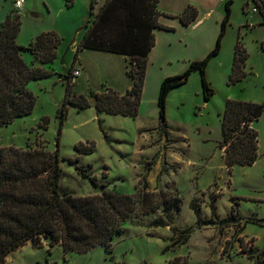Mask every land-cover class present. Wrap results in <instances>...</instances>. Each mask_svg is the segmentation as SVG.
I'll use <instances>...</instances> for the list:
<instances>
[{"label": "rangeland", "instance_id": "374dc122", "mask_svg": "<svg viewBox=\"0 0 264 264\" xmlns=\"http://www.w3.org/2000/svg\"><path fill=\"white\" fill-rule=\"evenodd\" d=\"M103 1L97 0L94 12ZM187 1H190L187 6L192 4L197 8L198 17L211 9L212 14L198 27L199 24L184 25L180 21L179 15L187 6L178 14L165 12L172 15H164L170 23H163L168 28L154 31L155 45L149 54L139 115L131 117L98 111L92 96L110 88L121 92L131 85L127 73L130 57L83 48L75 61L86 24L93 17L92 0H26L21 10L14 7V0H0V26L8 15L20 14L18 43L25 47L22 55L26 63L53 70L48 76L30 81L36 105L32 113L0 128V147L44 146L52 151L59 148L64 172L61 184L76 195L96 193L102 188L132 193L135 186L142 187L158 171L160 188L176 192L174 180L167 175V161H161L159 169L152 170L162 146L174 138L173 133L164 135L165 127L161 124L158 106L161 83L165 77L182 74L192 61L206 58L215 48L229 1L231 14L221 49L205 68L213 93L205 99L202 73L193 70L185 83L169 92L165 123L174 133L179 132L178 128L187 133L200 150H212L213 140L221 136V113L227 99L264 103V15L254 0H200L199 4L196 3L199 0ZM175 2L160 0L159 3L162 8L174 11L171 8ZM253 7L257 10L253 11ZM174 18L179 19L176 24ZM49 31L58 35L59 43L54 60L44 63L27 47L38 35ZM213 33L217 34L213 36ZM209 40H214L212 48H207ZM238 42L247 56L244 75L232 80ZM76 69L80 71L77 76ZM68 83L72 87L71 102L66 105L68 114L58 137L59 109L64 105ZM79 95L87 97L90 106L80 108L75 98ZM45 117L48 121H44ZM255 124L259 134L256 163L233 168L228 175L230 183L217 199L221 213L231 209L233 202L235 215L215 218L214 202L221 194L218 185L196 197L191 184L182 185L181 209L170 210V218L163 208L131 218L126 231L115 237L110 248L96 246L85 253L70 251L65 255L62 246L49 247L47 239H42L41 247L29 241L8 257V264H255L242 248L264 247V112ZM142 131L154 137L159 150L155 154L149 150V160L138 154L139 144L147 143L143 141ZM80 142L86 146L94 142L95 151L79 154L76 145ZM76 157L77 161L70 162ZM137 157L141 158V166L136 170ZM80 170H87L89 177ZM92 177L96 178L98 187L93 186ZM167 184L170 186L166 187ZM159 219L164 223L159 225ZM245 226L246 233L255 237L256 245L253 238L241 235Z\"/></svg>", "mask_w": 264, "mask_h": 264}, {"label": "trees", "instance_id": "16d2710c", "mask_svg": "<svg viewBox=\"0 0 264 264\" xmlns=\"http://www.w3.org/2000/svg\"><path fill=\"white\" fill-rule=\"evenodd\" d=\"M152 1V2H151ZM160 0H104L100 9L94 12L97 0H92L86 30L77 48L98 49L129 56L127 73L132 79L131 87L124 93L112 88L93 93L98 111L137 117L143 97L149 54L155 45V28H168L160 22L161 15H168L159 9ZM264 15V1L254 0ZM246 3L245 7H248ZM230 1L222 21V29L215 48L202 60H194L182 74L165 77L158 97L160 118L165 123L166 100L169 92L185 83L193 70L199 69L205 90V99L213 93L205 77L209 59L219 53L226 24L230 19ZM198 17L197 8L190 4L179 15L184 25L193 23ZM20 14H10L0 26V128L19 117L32 113L36 96L30 89L33 79L43 78L53 70L26 63L18 43ZM59 37L49 31L38 35L27 49L44 63L54 60ZM247 53L238 42L235 49L232 80L244 75ZM70 82V81H69ZM72 87L67 86L66 98L60 111L62 133L67 117V103L71 102ZM80 108L90 106L84 95L75 96ZM264 112V103L253 100L227 99L221 113V126L225 146L226 162L233 165H251L259 156L258 131L255 122ZM48 121V118H44ZM79 154L95 151V143L76 145ZM79 157V156H78ZM70 159L74 163L79 158ZM91 167L93 165L89 164ZM89 177L87 170H80ZM231 172V170H229ZM64 172L61 166L59 148L50 150L44 146L0 147V264H7V257L14 250L31 241L43 246L42 239L49 241V247L60 245L65 255L70 251L85 253L96 246L110 248L117 235L126 231L128 221L133 217L148 215L163 208L169 218V211L182 207L181 193L164 188L149 190L147 182L142 187L135 186L132 193H121L102 188L88 195H76L61 184ZM98 187L95 177L91 178ZM170 186L169 184L166 187ZM164 220L159 219L158 224ZM255 264H264V247L242 248Z\"/></svg>", "mask_w": 264, "mask_h": 264}, {"label": "crops", "instance_id": "0c3cea01", "mask_svg": "<svg viewBox=\"0 0 264 264\" xmlns=\"http://www.w3.org/2000/svg\"><path fill=\"white\" fill-rule=\"evenodd\" d=\"M160 2V1H159ZM190 1L187 0H176L175 6L172 7L174 11H169L164 8H162L161 3L160 4V9L163 12L167 13H173V14H178L184 10V8L187 6V3ZM200 0L197 1L196 3L199 4ZM103 3H101L102 5ZM249 4V3H248ZM101 7V6H100ZM100 9V8H99ZM210 14H212V9L210 11H207L204 14H200L199 17L191 23L192 25L200 27V25H203L208 17H210ZM174 23L175 21H179V19L174 18ZM160 22L162 23H170V20L165 17L164 15H161L159 17ZM176 24V23H175ZM156 29V28H155ZM217 33H213V36ZM210 42L208 43L207 48H212L214 45V40H209ZM154 48V46H153ZM152 51V49H151ZM150 51V52H151ZM124 56V55H123ZM125 58V56H124ZM150 58V55H149ZM132 84V83H131ZM131 87V85H129ZM129 86L126 87V89H122L121 93H124ZM105 112V111H102ZM107 113V112H106ZM110 114V113H108ZM113 115H119V114H113ZM256 123V122H255ZM256 125V124H255ZM157 128V127H156ZM222 129V126H221ZM145 130V129H143ZM165 133L164 135L168 133H173L174 138L173 140L169 141V143L165 144L162 146V149L160 151V156L159 158L155 161L154 168L152 170H157L160 167L161 161L165 160L167 161L169 165V169L167 170V175L171 176V178L174 180V185L175 187L178 188V190L181 192L182 185H188L191 184L193 190L194 197L198 193H202L203 191H207L214 185L219 186V190L221 194L217 196L214 202V208H215V218H228L233 215H235V210H234V204L230 203L231 209L227 208V211L225 213H221L219 211L218 205H217V199L221 197L224 194L225 190V185L230 183V178L228 177L229 175V170H232L235 168L237 165L240 164H235L232 166V168H229V165L226 162V157H225V146H222V142L224 139L223 135V130L221 132L220 139L213 140L214 142V148L212 150H200L199 147L197 148L196 142L193 141V143L190 141L188 138L187 133L182 131L180 128H178L179 132H175L172 128L167 126L164 128ZM146 131V130H145ZM145 131H142L143 134H145ZM142 134V135H143ZM147 137V138H146ZM143 141H147L146 145L144 144H139L138 146V154L140 156H144L148 159L147 153H150L149 150H153L151 153L155 154L158 150L155 146V142H153L154 137L153 136H147V134L143 135ZM165 138V137H164ZM193 144V145H192ZM151 154V155H152ZM147 155V156H146ZM141 158L137 157L135 158V161L137 164H135V169L137 170L140 168L141 164L140 161ZM256 163V161L254 162ZM253 163V164H254ZM251 164V165H253ZM245 166V165H241ZM151 170V167L148 169ZM227 173V175H225ZM159 174V171L154 174V176H149L148 179V189L149 190H157L159 189L161 185V180L157 178V175ZM231 201V198H230ZM263 226V224H261ZM247 226V225H246ZM246 226L243 229V232L241 235L245 236L246 238L250 237L253 238L252 235H248L246 233ZM255 238V237H254ZM253 238V239H254ZM255 243V239H254ZM256 245V243H255ZM22 247V246H21ZM17 250V249H16ZM15 251V250H14ZM13 251V252H14ZM12 252V253H13ZM10 253L8 257L12 254ZM8 257H7V264H8Z\"/></svg>", "mask_w": 264, "mask_h": 264}, {"label": "built area", "instance_id": "2783aa9c", "mask_svg": "<svg viewBox=\"0 0 264 264\" xmlns=\"http://www.w3.org/2000/svg\"><path fill=\"white\" fill-rule=\"evenodd\" d=\"M25 2H26V0H14V7L17 10H21V9H23ZM252 10L256 11L257 8L253 7ZM78 74H80V71L78 69L74 70V75L77 76Z\"/></svg>", "mask_w": 264, "mask_h": 264}]
</instances>
